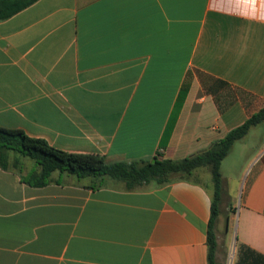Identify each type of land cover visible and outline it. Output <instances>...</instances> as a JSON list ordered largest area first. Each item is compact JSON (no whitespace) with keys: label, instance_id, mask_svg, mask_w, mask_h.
<instances>
[{"label":"crops","instance_id":"obj_1","mask_svg":"<svg viewBox=\"0 0 264 264\" xmlns=\"http://www.w3.org/2000/svg\"><path fill=\"white\" fill-rule=\"evenodd\" d=\"M262 109L264 0H37L0 21V127L62 150L181 160ZM21 160L0 166V264H209V167L137 189L65 172L34 187ZM221 173L216 262L229 243L231 264L240 244L264 255V120Z\"/></svg>","mask_w":264,"mask_h":264},{"label":"trees","instance_id":"obj_2","mask_svg":"<svg viewBox=\"0 0 264 264\" xmlns=\"http://www.w3.org/2000/svg\"><path fill=\"white\" fill-rule=\"evenodd\" d=\"M37 0H0V21L22 11ZM264 120V109L253 115L242 126L229 132L207 150L181 160L159 159L155 161L109 162L97 153H75L51 145L45 138L30 136L22 129L0 127V166L7 169L9 153L34 161L36 169L23 181L34 187H43L51 181L55 172H65L83 178L109 177L125 184L127 189H137L147 184L164 185L176 177L190 175L201 167H209L214 189L211 217L207 231L208 262H216L218 247L216 221L220 213L222 194V161L228 156L233 145L247 135L250 128ZM20 165L14 166L19 169ZM235 264H264V255L240 244L237 246Z\"/></svg>","mask_w":264,"mask_h":264},{"label":"rangeland","instance_id":"obj_3","mask_svg":"<svg viewBox=\"0 0 264 264\" xmlns=\"http://www.w3.org/2000/svg\"><path fill=\"white\" fill-rule=\"evenodd\" d=\"M9 165L10 166H16V165H20L21 166V159H22V157H20L18 154H16L15 153V155H14V162H12L11 163V156L9 155ZM15 169V168H14ZM143 186H145V185H143ZM142 186V187H143ZM233 192L231 191L230 193H229V196H230V198H231V200H232V197H233ZM223 217H224V212L222 213V215L220 216V218L221 219H223ZM230 245V243L227 245V247H226V255H225V259H227V264H231V261L233 260L232 258V255H233V253H234V248H233V246H229Z\"/></svg>","mask_w":264,"mask_h":264},{"label":"water","instance_id":"obj_4","mask_svg":"<svg viewBox=\"0 0 264 264\" xmlns=\"http://www.w3.org/2000/svg\"><path fill=\"white\" fill-rule=\"evenodd\" d=\"M155 161V159L153 160V162Z\"/></svg>","mask_w":264,"mask_h":264}]
</instances>
